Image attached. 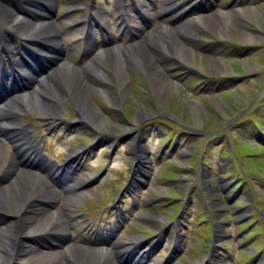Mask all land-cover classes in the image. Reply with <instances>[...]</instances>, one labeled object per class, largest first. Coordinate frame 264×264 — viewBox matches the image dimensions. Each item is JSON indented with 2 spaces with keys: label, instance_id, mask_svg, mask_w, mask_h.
<instances>
[{
  "label": "rangeland",
  "instance_id": "obj_1",
  "mask_svg": "<svg viewBox=\"0 0 264 264\" xmlns=\"http://www.w3.org/2000/svg\"><path fill=\"white\" fill-rule=\"evenodd\" d=\"M40 2L55 9L62 47L54 51L63 56L45 50L38 54L40 64L31 58L28 63L46 71L54 57L74 64L95 111L113 128L80 118L69 92L56 117H42L31 108L19 113L17 125L32 127L39 139L41 174L50 179L48 170L56 168L65 177L55 180L56 193L49 191L56 196L51 203L31 188L23 212L48 224L50 214L59 212L66 229L34 237L31 251H18L13 264H66L68 244L97 245L94 241L108 247L111 258L120 248L137 252L116 255L114 261L120 264L132 259L136 264H264V0H0L21 17L41 14L36 7ZM69 19L77 21L68 24ZM162 25L167 27V49H151L158 70L155 84L146 69L128 60L115 71L105 69L112 81L90 76L83 67L92 51L112 42L133 44ZM3 26L0 33L5 35ZM5 26L13 30L11 24ZM171 29L172 38L167 33ZM182 46L192 56L183 54ZM32 67L25 64L19 70L31 74ZM14 82L35 86L31 77ZM135 140L144 149L137 150L142 158L137 157ZM14 143L0 142V186L21 177L15 168L23 161ZM8 160L15 167L6 165ZM235 170L247 181L240 190ZM83 180L84 186L71 191L80 195L79 201L69 204L71 195L63 184L78 188ZM198 182L206 195L212 194L208 187L217 186L221 198L217 212L211 211L215 230L208 241L201 233L206 229L194 219L205 209ZM177 205L181 212L174 219ZM0 213L3 224H14V214ZM50 247L61 253L44 255ZM249 248L263 252L253 256L249 251L256 250Z\"/></svg>",
  "mask_w": 264,
  "mask_h": 264
},
{
  "label": "bare ground",
  "instance_id": "obj_2",
  "mask_svg": "<svg viewBox=\"0 0 264 264\" xmlns=\"http://www.w3.org/2000/svg\"><path fill=\"white\" fill-rule=\"evenodd\" d=\"M223 13L227 14V12ZM239 13L241 14V12ZM242 14H248V12H243ZM0 20L3 25L11 24L14 31L24 36L26 43L34 47L36 53L45 52L43 49L39 48L41 45L47 48L49 55L58 54L57 51H54V48L61 49L57 42L59 32L56 28V21H54L46 12L41 13L39 17H21V14L8 9L4 5H0ZM186 27L182 28V31L187 32L188 28ZM166 30L167 27L162 25L159 31L153 30L147 33L134 44H119L96 51L92 55L90 61L83 67L87 70L90 76L94 74L93 76H99V79L100 77L103 78L101 80H104V77L111 80L110 75L105 69L115 71L116 66L119 64L123 65L124 61L128 60L133 65H138L139 67L146 69L151 75L150 77H152V82L155 84L156 80L154 76L157 74L158 70L155 69V62L151 54V49H167L166 42L168 40L165 41L166 38L164 39L163 35ZM167 33L168 35H170V33L172 34L170 38L173 37V29ZM177 36L178 35H176V37ZM36 44H38L39 47ZM182 47L185 52L183 54L187 57L192 56L188 48L184 46ZM121 72H123V70H121ZM64 92H69L74 96L72 99L80 110L82 115L80 118L83 117L86 119L88 118L89 120H94L101 128L108 124L107 120L101 118L95 111L96 107L94 108V105L90 100L87 84L83 75L80 72H77V68L69 61L64 60L59 62L56 60L55 64H53L47 73L36 78L35 87L28 88L21 92L12 93L4 98L0 104V125L3 124V122L7 125H11L12 121L7 120L10 116L16 115L18 112L30 108L34 109V111L36 110L42 117L47 116V118H52L57 116L59 114V106L64 99ZM194 108L197 109L196 106H194ZM107 126L110 127L112 125ZM19 136L21 137V135ZM31 154H33V152ZM31 154L26 157V161L30 160ZM11 164L12 162L10 160L6 163L9 167ZM27 166L29 168H21V177H16L9 183L0 186V210L15 215V219L13 220L14 224H3L4 220H0V264H13L12 261L15 256H18V253L16 254L18 251L29 253L31 247L34 245L31 243L30 238L40 236L50 237L53 236L52 233L66 229L65 226H62V216H60L59 212L54 211L50 214L51 222L49 224L45 220L37 219V216L35 217L23 212V210L29 206L28 203L30 200L27 197V193L31 188L37 189V196L45 197L44 200H47L49 203L52 202L50 199L54 196H52L49 191L56 193L52 188V185L49 186L47 184L49 180H43L44 177L37 170L31 169L33 166L30 162H27ZM2 172L3 171H0V174ZM51 173L55 175V171ZM58 173L59 174L57 175L61 174L59 171ZM54 178L56 179V177ZM39 182H43V186H41ZM83 185L84 183H82L80 187ZM74 186L75 185L68 186L69 190L67 191L71 195H69L70 198L67 200L69 204L75 203L76 201L78 202V199L80 198V195L71 193ZM18 242L21 243V246L19 245V247ZM91 243L98 244V242L95 241ZM115 246L117 245L115 244ZM60 253L61 252L55 251L54 247H50L48 251L43 252L44 255L49 256H58ZM64 253L66 255V264H120L119 262L114 261L116 255H121L122 258L131 255V251L128 248L122 250L120 248V251L115 252V258H111L109 256L110 251L108 247L95 245L89 246L87 244L84 245L76 242L68 244L64 249Z\"/></svg>",
  "mask_w": 264,
  "mask_h": 264
}]
</instances>
